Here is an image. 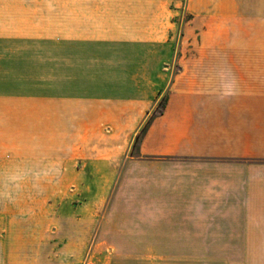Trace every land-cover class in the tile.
Instances as JSON below:
<instances>
[{
	"label": "crops",
	"instance_id": "crops-1",
	"mask_svg": "<svg viewBox=\"0 0 264 264\" xmlns=\"http://www.w3.org/2000/svg\"><path fill=\"white\" fill-rule=\"evenodd\" d=\"M182 24L244 57L174 58ZM0 180L60 191L5 198L0 264H264V0H0Z\"/></svg>",
	"mask_w": 264,
	"mask_h": 264
},
{
	"label": "rangeland",
	"instance_id": "rangeland-1",
	"mask_svg": "<svg viewBox=\"0 0 264 264\" xmlns=\"http://www.w3.org/2000/svg\"><path fill=\"white\" fill-rule=\"evenodd\" d=\"M190 17L184 15L182 23H185ZM181 19V18H180ZM197 32V31H196ZM194 33H188L184 24L180 25L173 35L172 43L174 46V58H190V57H244V35L240 32L231 33L223 36L220 46L215 50L198 52L195 47L199 42V37ZM212 41V37L210 41ZM35 88L34 84H30L29 89ZM167 90L163 92L166 94ZM163 103V102H162ZM162 104L157 109L161 108ZM13 181V183H12ZM0 180V206L5 204V198L8 196L9 201L20 204L22 197L27 198V193L41 192L46 195L45 200L49 203L59 195L58 187L54 186V180ZM12 183V195L10 192ZM7 184V185H6ZM55 187V188H54ZM54 188V189H53ZM70 186L65 192H61L62 197L68 193ZM23 189V190H22ZM12 198V199H10ZM53 206V205H52ZM51 222V220H49ZM43 222V221H42ZM47 222V220H45ZM55 229V228H54ZM51 231V229L49 230ZM52 234L55 232H51ZM147 244H127V243H105V244H76L78 253L80 254L75 264H149L148 258L140 257L143 247ZM159 264H220L224 260L213 259H189V260H152ZM151 261V262H152Z\"/></svg>",
	"mask_w": 264,
	"mask_h": 264
},
{
	"label": "trees",
	"instance_id": "trees-1",
	"mask_svg": "<svg viewBox=\"0 0 264 264\" xmlns=\"http://www.w3.org/2000/svg\"><path fill=\"white\" fill-rule=\"evenodd\" d=\"M139 136V135H138Z\"/></svg>",
	"mask_w": 264,
	"mask_h": 264
}]
</instances>
